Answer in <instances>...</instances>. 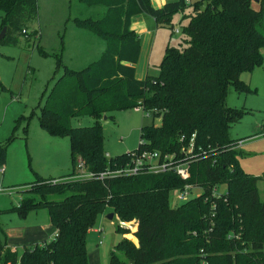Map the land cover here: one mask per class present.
<instances>
[{"label":"trees","instance_id":"1","mask_svg":"<svg viewBox=\"0 0 264 264\" xmlns=\"http://www.w3.org/2000/svg\"><path fill=\"white\" fill-rule=\"evenodd\" d=\"M103 6L98 19H77L76 24L103 38L105 50L86 68L74 71L60 58L63 73L39 105L38 120L48 134L67 137L75 174L79 160L99 173L120 165L130 152L108 157L104 150L101 119L113 111L141 106L159 124L140 126L139 143L132 151L181 155L194 134L190 177L174 173L130 177L77 179L53 182L35 175L18 204L8 210L20 217L44 208L54 236L41 244L24 246L18 253L8 246L0 224V264H88L87 236L100 214L108 210L122 221L135 219L137 245L121 238L110 252L109 264H264V200L253 176L240 166L241 155L229 129L247 111L227 105L229 88L239 94L254 90L241 79L261 64L264 49V0H79ZM180 22L181 48L166 45L157 76H135L141 42L131 28L134 16L152 17L157 25L170 26L175 12ZM0 43H17V34L37 17V0H0ZM88 115L93 123L73 126L75 117ZM184 137V141H180ZM7 143L0 146L5 163ZM186 183L202 188L195 197L171 205L170 192ZM224 184L225 192L212 195ZM65 195L62 200L49 196ZM1 214V211H0ZM119 234L126 231L121 225ZM4 236V239L2 238ZM120 253V255H118Z\"/></svg>","mask_w":264,"mask_h":264},{"label":"rangeland","instance_id":"2","mask_svg":"<svg viewBox=\"0 0 264 264\" xmlns=\"http://www.w3.org/2000/svg\"><path fill=\"white\" fill-rule=\"evenodd\" d=\"M195 1L198 0L190 2ZM252 6L257 9L258 3L253 0ZM190 10L187 7L184 12L173 13L172 28L162 26L156 29L158 33L152 53L146 52L140 58L144 70L147 67L146 74H159V64L167 44L181 48L184 38L182 26L187 20L180 22V19ZM105 12L103 6H88L79 0H37V17L27 27V34H17L16 44L0 43V146L7 143L5 163L0 165V224L7 244L15 247L18 253L24 246L41 244L50 233L40 227L49 223L46 209L31 211L24 218L8 210L18 204L22 196L28 195L24 193L29 187L27 184L35 181V175L55 178L56 182L83 177L78 170L67 175L72 168L69 140L52 136L41 128L39 105L51 89L53 80L62 75L64 67L79 71L100 58L106 47L105 40L79 26L75 20L98 19ZM2 16L0 11V30ZM262 54L261 64L241 75V79L254 91L239 94L230 87L226 100L228 106L247 111L231 125L229 136L243 140L238 147L241 168L261 177L264 174V49ZM57 58L64 67L56 68ZM108 116L111 118L100 120L108 157L136 149L141 125L160 123L158 119L134 109L113 111ZM92 123L93 119L88 115L71 120L73 126ZM257 188L260 199L264 200V176L258 181ZM225 190L224 184L218 186L219 192ZM197 192L200 190L196 189ZM64 196L52 195L49 199L62 200ZM171 205L175 206L172 200ZM109 213L106 210L98 216L93 227L96 232L92 231L87 236L88 264H109L110 252L121 238L137 245V221H122L116 215L108 219ZM117 225L126 232H116Z\"/></svg>","mask_w":264,"mask_h":264},{"label":"built area","instance_id":"3","mask_svg":"<svg viewBox=\"0 0 264 264\" xmlns=\"http://www.w3.org/2000/svg\"><path fill=\"white\" fill-rule=\"evenodd\" d=\"M187 4L190 0H185ZM177 32V29L175 30ZM135 110L142 111L145 114L151 116L150 111H144L139 105L134 108ZM180 141H184V137H180ZM194 134L189 140V145L183 146L181 149V155L176 157L174 154L161 153L157 150L148 151H128L129 157L123 163L113 168H107L99 173H93L84 168L83 162L78 161L76 170L83 173V177L80 179L97 178L100 180L112 177H130L137 176L139 174H158V173H174L182 180H187L190 177L189 166L191 161L196 155L193 152L194 146ZM243 143V140H238L235 147L238 148ZM53 182H56L53 180ZM199 189L202 192V188L186 183L182 188H176L170 192V200L172 204L179 205L195 197L200 192L195 193V190ZM212 195L219 196L218 187H213ZM204 264V263H201Z\"/></svg>","mask_w":264,"mask_h":264},{"label":"crops","instance_id":"4","mask_svg":"<svg viewBox=\"0 0 264 264\" xmlns=\"http://www.w3.org/2000/svg\"><path fill=\"white\" fill-rule=\"evenodd\" d=\"M151 3L155 7H160L165 3V0H151ZM160 27H162V25H160V24L157 25L155 20L152 17L146 16V15L141 14V15L134 16L132 18L131 28L138 35V37L140 38V42H141L140 54H139V57H138L136 64L134 65L135 66V76L137 79H143L146 75H148V74H146L147 73V67H145V70H144V67H143L144 65H142V63H140V58L146 52H149L150 54L152 53L154 46H155V43H156L155 42L156 34L158 33V30H156V29H158ZM136 111H138V110H136ZM40 227L43 229H48L50 232L49 235L47 236L46 240L49 238L50 235H51L50 238H52V236L54 235L55 232H54L50 223L43 224ZM92 231L96 232L95 229H93ZM8 246L11 247L12 249L15 248L9 244H8Z\"/></svg>","mask_w":264,"mask_h":264},{"label":"water","instance_id":"5","mask_svg":"<svg viewBox=\"0 0 264 264\" xmlns=\"http://www.w3.org/2000/svg\"><path fill=\"white\" fill-rule=\"evenodd\" d=\"M254 1H255V2H258L259 0H254ZM5 31H6V27L3 26V27L1 28V30H0V39L4 36ZM103 118L106 119V116H104ZM113 216H114L113 213H109V214L107 215V218H108V219H112Z\"/></svg>","mask_w":264,"mask_h":264}]
</instances>
